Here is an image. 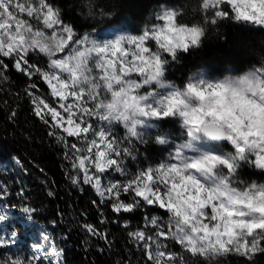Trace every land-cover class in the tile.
<instances>
[{"label": "snow or ice", "instance_id": "1", "mask_svg": "<svg viewBox=\"0 0 264 264\" xmlns=\"http://www.w3.org/2000/svg\"><path fill=\"white\" fill-rule=\"evenodd\" d=\"M225 6L236 13L238 19L264 22V0H202L206 16L210 13L211 17H223L228 14ZM156 19L161 22L159 29L153 25L145 27L139 35H122L114 41L100 43L90 34L78 35L61 18L60 9L52 0H0V79L7 78L9 64L5 60H9L11 67L29 80L38 77L47 84L50 96L59 102L58 107L35 93L37 85L34 81L27 94L32 99L35 115L45 124H49L50 118L53 131L49 134L56 135L69 149L65 158L75 172L71 177L74 185H90L99 197L111 202L114 213H133L141 207L156 206L167 214L166 220L145 216L146 227L129 232L152 264H180L182 257L172 251L166 241H175L194 257L209 256L213 252L223 253L222 257L235 255L252 261L256 254L264 253V239H256L264 233V226L253 228L251 232L236 230L231 239L222 235L218 241L212 235L203 241L198 238L205 230L210 232L214 227L216 222L212 220V215L217 205H209L195 214V220L201 225L199 231H195L193 219L185 225L169 218L175 213L177 201L181 200L179 193L183 189L174 175L189 159L183 149L190 148V142L158 165L138 168L135 174L128 176L124 160L126 157L135 160L136 157L129 147H122L123 142L114 135V129L116 125H122L127 132L126 140L136 136V129L129 122L110 114L109 106L114 96L123 99L122 90L131 96H139L143 92L145 95L141 100L147 113L148 101L154 95L143 91L152 83L147 80V70L154 68L163 58L156 53L152 42L156 45L164 35V26L171 28L168 21L174 20V13L164 9ZM33 20L39 26L34 25ZM32 54L46 58V67L32 62ZM160 87L164 85L160 84ZM168 115V112L152 108V116L158 120L166 119ZM57 130L63 135H57ZM69 137L75 138L76 142L69 144ZM259 159H264V151L257 150L255 155L243 162L257 166ZM223 163L226 165L225 172H229L232 162L224 160ZM259 166L264 168V164ZM111 174L128 178L113 180L109 178ZM48 194L52 195L51 192ZM122 194L133 197L132 201L125 203L121 199ZM83 227L92 235L106 239V235L94 225L85 224ZM148 227L155 231L149 232ZM185 228L195 232L192 246L179 237ZM41 239L44 243L33 246L28 264H41V261L60 264L57 258L62 256V250H58L55 244H48L46 234ZM205 243L208 247L204 246ZM11 264L20 262L13 260Z\"/></svg>", "mask_w": 264, "mask_h": 264}, {"label": "trees", "instance_id": "2", "mask_svg": "<svg viewBox=\"0 0 264 264\" xmlns=\"http://www.w3.org/2000/svg\"><path fill=\"white\" fill-rule=\"evenodd\" d=\"M52 3L60 9L64 22L79 35L120 24L141 32L158 22L157 11L161 6L182 10L185 22L202 21L206 16L202 0H52ZM225 7L228 18L221 20L215 29L209 25V39L202 47L180 53L179 62L165 55L170 61L166 65V79L183 87L191 72L200 67L222 76L230 69L240 73L264 62V27L251 22H232L233 12ZM152 47H156L154 42ZM31 59L46 67L44 57L32 54ZM5 62L9 64L7 78L0 79V204L12 213L6 222L12 220V224L18 225L26 221L29 227L25 234L20 230L22 241L27 234L46 233L48 242L62 250L60 264H152L129 232L145 228V216L156 215L166 220L167 214L156 206L141 207L133 213H114L111 202L99 197L90 185H74L71 177L75 172L65 158L69 149L64 141L49 134L53 131L50 118L49 124H45L35 115L27 92L34 81L37 95L44 96L51 104L56 99L50 96L47 84L41 79L29 80L11 67V61ZM175 121L178 122L164 120L158 130L183 140V132ZM57 135L63 133L57 130ZM67 142L76 141L69 137ZM150 150L155 156L162 154L153 144L148 147ZM239 174L242 179H264V171L246 162H242ZM123 196L127 202L133 199L127 194ZM25 208L29 211L25 212ZM85 224L94 225L106 239L87 232ZM166 243L190 264H208L202 257H192L175 241ZM213 264H264V253L256 254L252 261L235 255L220 257Z\"/></svg>", "mask_w": 264, "mask_h": 264}, {"label": "clouds", "instance_id": "3", "mask_svg": "<svg viewBox=\"0 0 264 264\" xmlns=\"http://www.w3.org/2000/svg\"><path fill=\"white\" fill-rule=\"evenodd\" d=\"M167 10L174 13V20L168 21L171 28L164 26V35L156 42L155 51L163 58L154 68L147 70V80L159 86L168 83L171 90L161 96L156 104L148 101L150 106L147 113L141 100L145 95L143 92L139 96H131L126 90H122L123 99L114 96L109 112L135 127L134 138L144 145L150 142L157 146L169 143L168 133L164 130H157L155 134L140 131L147 122L158 120L152 116L154 107L157 111L168 112L167 118L179 121V126L187 138L183 145L189 142L194 145L205 139L217 143L226 141L232 146L234 151H226L223 155L201 151L197 156L188 157L183 167L174 175L183 190L179 193L181 200L176 203L174 215L169 217L173 222H183L187 225L190 219L195 220L197 212L215 204L217 207L212 220L216 223L210 232L205 230L203 236L198 239L207 241L212 235H215L218 241L222 235L231 239L236 230L246 229L251 232L253 228L264 226V179H242L239 174L243 161L249 160L257 150L264 151V62L259 66H251L244 72H226L222 76L212 78L188 79L183 88L172 87L174 82L163 80L167 72L166 65L170 63L165 55L171 57L172 61L179 62L180 53L202 47L204 41L209 39V25L217 28L221 20L228 18V14L220 18L205 16L202 21L185 22L182 19V10ZM230 18L234 23L251 22L238 19L236 13ZM251 23L264 27V22ZM155 27L159 29L162 26L157 24ZM191 29L197 31L192 32ZM132 147L134 146L129 147V151L134 155ZM224 160L232 162L233 167L229 172H225ZM248 164L253 166L252 163ZM256 164L255 169L264 171V168L259 166L264 164V159H259ZM209 176L212 179H208ZM3 219L2 217L0 220ZM200 227V222L195 220V231H199ZM221 228L223 231H218ZM179 237L187 240L190 246L196 238L191 228L182 230ZM256 239H264V233ZM3 244L7 245L8 241L3 240ZM204 246L208 247L207 243ZM222 256L223 253L210 252L209 256L202 258L208 264H213ZM181 257L180 264H190ZM17 261L20 264H28L20 257ZM0 264L6 262L0 261Z\"/></svg>", "mask_w": 264, "mask_h": 264}, {"label": "rangeland", "instance_id": "4", "mask_svg": "<svg viewBox=\"0 0 264 264\" xmlns=\"http://www.w3.org/2000/svg\"><path fill=\"white\" fill-rule=\"evenodd\" d=\"M158 9L159 10L157 11V16L162 12V10L168 9V6H161ZM25 19H27V17H25ZM31 22L34 25H36V21L33 20ZM160 23L161 22L159 21L155 24H151L146 27L150 28L153 25H157ZM36 26H39V25H36ZM141 32L135 31L131 26L120 24V26H112V27H107V28H102V29L100 28L94 29L84 34H90L91 37L95 39L97 42L103 43L106 41H114L115 39H117L119 36H122V35H139L141 34ZM83 35H80V36H83ZM44 59H45V64H46L47 63L46 58ZM205 77L212 78L216 76L211 75L208 72V69H206L205 67H200V68L195 69L194 72H191L189 79L197 80V79L205 78ZM163 80L165 82H173V81L166 79L165 76ZM176 86L180 87L177 83L174 82L172 84V87H176ZM180 88H183V87H180ZM170 90H171V87H169L168 83H165L164 87H160L159 85L153 83L151 85L146 86L143 91L154 93V95H152V97L150 98L149 102L155 104L161 96L165 95ZM39 96L45 98L42 95H39ZM45 99L48 100L47 98ZM52 104L55 105L56 107L59 106V102L57 100H55V102ZM164 120L170 122V121H173V118L149 121L143 127L140 128V131L146 132L149 134H155L159 128L158 126L162 124ZM175 123L177 124L176 126L179 127V121L178 122L175 121ZM180 130L182 129L180 128ZM114 135L122 140L123 142L122 147L134 146L132 147V151L136 159L132 160L131 158L126 157L124 160L127 166V169H128L129 177L135 174L138 168H146L150 165L156 166L162 161L167 160L170 155L174 154L177 150L181 148V146L183 145V142L187 139L186 136L182 133L181 137L183 140L179 138L169 137V143L166 145L157 146L153 144L155 145V147L161 150L162 154L158 157V156H155V152L157 151L156 148L154 149L155 152L151 150L148 152V147H150V145L152 144L151 142L147 145H144L142 143H139L135 138L126 140L125 137L127 136V132L123 128L122 125H116L114 129ZM223 145L224 146H221L211 141L201 139L198 143L192 145L190 148L183 149V151L187 157L197 156L201 153V151L210 152L214 154H220V155H223L226 151L227 152L234 151V149L232 148L230 144H223ZM109 178L113 180H122L128 177H121L119 176V174H111ZM123 195L124 194H122L121 199L125 203H129L126 201ZM11 216H12V213L9 211V209L0 204V217L4 218L3 220H0V241H3V240L8 241L7 245L0 244V259L5 261L6 264H11V262L13 260H17L18 257L22 258L25 262H29L33 255V250H34L33 246L44 243L41 237L45 235L46 233L40 232V234H37L36 236H33V234L31 235L27 234L28 237L22 241L20 237L21 235L20 230H23L25 234L27 230L26 228L29 227V225H27L26 221H22L18 223V225L12 224L11 222L12 220L6 222L7 217H11ZM151 216H156V215H151ZM147 230L149 232L155 231V229H152L151 227H148ZM13 233H15V235H13ZM48 244L50 243L48 242ZM60 258L61 256H59L57 259L60 260ZM41 264H47V262L41 261Z\"/></svg>", "mask_w": 264, "mask_h": 264}, {"label": "water", "instance_id": "5", "mask_svg": "<svg viewBox=\"0 0 264 264\" xmlns=\"http://www.w3.org/2000/svg\"><path fill=\"white\" fill-rule=\"evenodd\" d=\"M213 142V141H212ZM213 143H217V142H213ZM219 144H228L226 141H224V142H220Z\"/></svg>", "mask_w": 264, "mask_h": 264}]
</instances>
